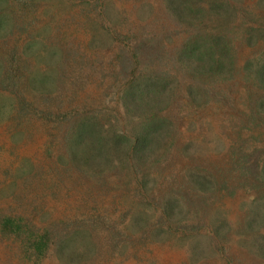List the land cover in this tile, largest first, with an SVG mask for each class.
<instances>
[{
	"label": "rangeland",
	"instance_id": "1",
	"mask_svg": "<svg viewBox=\"0 0 264 264\" xmlns=\"http://www.w3.org/2000/svg\"><path fill=\"white\" fill-rule=\"evenodd\" d=\"M171 1L0 0V264H264V0ZM197 33L225 64L199 86L172 59ZM143 74L156 109L127 115ZM152 116L142 160L116 148Z\"/></svg>",
	"mask_w": 264,
	"mask_h": 264
},
{
	"label": "trees",
	"instance_id": "2",
	"mask_svg": "<svg viewBox=\"0 0 264 264\" xmlns=\"http://www.w3.org/2000/svg\"><path fill=\"white\" fill-rule=\"evenodd\" d=\"M174 2L175 3H172L171 1V4L177 6L179 9L178 11L184 13V15L187 13H194L195 15V13L202 12V8L200 6L204 0H174ZM227 7V3H213L211 5V9H214L216 13L220 14H223L222 11H224ZM150 44L157 45V39L152 36H147V38H138L137 43H135V53L151 58L152 64L154 62L152 59L154 57H160L161 55L159 53L156 54L152 49L150 50ZM221 50H223L222 46L216 37L211 36L206 38L204 35H198L197 33L196 35L194 34L193 36H189L184 41L183 45L176 51L175 54L172 55V59H177L182 63V70H186L187 67H190L191 70H189L186 74L194 75L195 73V81L199 86L200 81L197 79V77H205L206 73L203 72L210 71L212 73L214 70L216 72V70L225 67V64L222 62V58H216ZM159 52L162 54L160 50ZM222 53H224V51H222ZM127 55H129V53ZM259 70L262 71H258V73H256V82L261 88H263L264 67ZM153 72L158 74V72L155 70ZM208 75L212 77L210 73H208ZM155 79L156 77L153 75L150 78H147V76L143 74L141 78L137 77L135 82L129 88L125 89L122 95V103L127 115H137L145 110L152 112L156 109V104H152L150 102L159 94V91L156 88L157 85L155 83ZM146 122L147 123L145 125L138 127V131L136 130L134 133H132L131 138L121 135L114 143L117 149H119L120 146L125 145L127 147L126 151H132L135 155L134 159H137L138 161L142 160V150L147 144L148 146L151 144L150 142L152 138H154L153 134L155 131L158 128L161 129L166 123L161 117L157 116H152L151 119L146 120ZM91 126L92 124H89L88 122L80 123L77 130V141L79 144H84L83 147L89 148L91 153L94 155L97 154L98 157L107 151H112L110 148H106L103 140L100 137L91 134ZM199 180L202 182L200 186L205 187L204 179L199 178Z\"/></svg>",
	"mask_w": 264,
	"mask_h": 264
}]
</instances>
